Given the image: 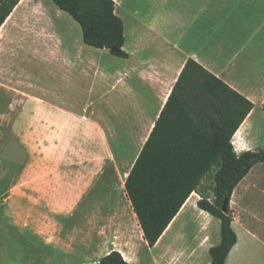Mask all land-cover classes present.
Segmentation results:
<instances>
[{"label": "crops", "instance_id": "crops-1", "mask_svg": "<svg viewBox=\"0 0 264 264\" xmlns=\"http://www.w3.org/2000/svg\"><path fill=\"white\" fill-rule=\"evenodd\" d=\"M193 2V17L183 11L151 20L136 17L128 33L121 18L128 57L113 68L102 66L86 48L90 46L62 28L63 11L48 0H21L2 25L0 90L9 96L8 111L22 100L31 102L34 108L20 109L18 117L25 123L19 124V133L34 132L38 139L43 128H29L26 121L41 116L47 122L40 126L51 134L49 155L44 153L48 147H35L33 162L20 175L26 188L18 192L19 204L4 208V223L26 246V264H100L111 252L120 253L128 264L211 262L210 249L221 242V221L198 207L200 193H192L150 247L125 186L160 119L158 128H201L173 124L170 116H162L189 60L254 105L232 144L237 155L260 150L253 132L264 119V0ZM15 52L48 65L54 84L28 83L30 75L22 68L15 74L6 60ZM57 78L77 93L64 92ZM22 142L32 155L31 144ZM230 208L238 241L225 264H262L264 162L235 188ZM78 213L82 219L76 218ZM0 264H5L1 258Z\"/></svg>", "mask_w": 264, "mask_h": 264}, {"label": "trees", "instance_id": "trees-1", "mask_svg": "<svg viewBox=\"0 0 264 264\" xmlns=\"http://www.w3.org/2000/svg\"><path fill=\"white\" fill-rule=\"evenodd\" d=\"M20 1L0 0V29ZM51 1L81 26L86 45L107 49L119 58L128 57L125 26L115 12L114 0ZM253 107L198 63L187 61L162 116H170L173 124H200L201 128H158L160 119L125 184L150 247L197 192L202 196L198 207L221 221V242L210 249L211 262L206 264L226 263L238 241L232 227L231 197L250 170L264 162V149L237 155L232 144ZM208 177L212 182L209 188L204 186ZM100 264L128 263L120 253L111 252Z\"/></svg>", "mask_w": 264, "mask_h": 264}, {"label": "rangeland", "instance_id": "rangeland-1", "mask_svg": "<svg viewBox=\"0 0 264 264\" xmlns=\"http://www.w3.org/2000/svg\"><path fill=\"white\" fill-rule=\"evenodd\" d=\"M48 1L52 7H54L56 10H59L51 0ZM116 2L118 15L124 19L126 25V33L129 31L131 20L134 21L136 17L151 20L156 19L157 17L166 16L167 14L171 15L173 12L180 14L182 11L184 16L193 17L197 7L193 0H116ZM62 14H64L66 19L63 23H60L62 28L65 31L69 29V31L72 33V37L77 40L79 38L80 43L84 45L81 26L67 13L62 12ZM126 38L129 49V34L126 35ZM86 48L95 53L96 61H98L102 66L113 68L115 66V62L120 63L121 65L124 63L122 58L114 56L109 52L106 53L103 50L90 47ZM3 59L4 57L0 55V74L2 73V65L5 61V59ZM6 60H9V64H11L15 74L20 72V68L27 70L31 77H26L28 83L38 87H50L54 84L49 66L42 64L37 60L31 61L28 54L26 55L15 52L14 54H11ZM55 80L60 84V87L64 92L69 93L72 91L71 96H74L77 93V91H74V89L71 90L70 88L65 87L63 83H60L61 80L59 78ZM95 97L96 96L93 97L92 102H94ZM22 98L24 99L23 96ZM87 100L88 97L84 99V103H86ZM8 105L9 96L0 90V258L4 260L5 264H26L28 255V252H26V246H24V243H22L19 239L18 233L15 230L10 229L8 223H4L8 221L6 218L8 215L6 207L10 205L17 206L19 204L20 197L18 192H20L21 189L24 190L26 188L23 187L24 185H21L25 182L19 179L20 175L24 168L26 166L28 167L29 163L33 162L35 157L34 154L36 152L35 147H38L39 151L42 149V145L43 147H48L44 149V153L49 155L51 134L50 128L40 126L42 121L43 125L47 122L45 118L42 120L41 116L35 118L28 116V121H26L27 127L29 128H35L33 124L37 125L36 128H43V133L39 132V140L36 138L34 132L30 134L19 133V130L23 129L19 128V124H22V122L25 123L21 116V120L18 117L20 114H22L20 109L26 105H31L28 107L34 108V105L31 102L28 103L27 101L22 100L17 103L10 112L8 111ZM33 113L34 111H29L28 115ZM38 113L40 112L38 111ZM258 122L260 127L254 128L253 137L255 138V145L259 150L264 149V119H260ZM46 125L49 127V121ZM16 135H19V139L16 137ZM22 140H26L31 144L33 152L32 155L24 146ZM35 142H37V145H35ZM114 150L116 151V154L119 153V150L115 145ZM211 185V177H208V179L205 180L204 186L209 188ZM208 195L210 196L209 201H211V192H209ZM201 197L202 196H200V198ZM193 198L197 199V196L193 195ZM35 199L36 196L33 194L30 201L32 205L34 204ZM4 208H6V210ZM262 212L264 211L262 210ZM76 218L82 219V214L78 213ZM261 262L264 264V261Z\"/></svg>", "mask_w": 264, "mask_h": 264}, {"label": "water", "instance_id": "water-1", "mask_svg": "<svg viewBox=\"0 0 264 264\" xmlns=\"http://www.w3.org/2000/svg\"><path fill=\"white\" fill-rule=\"evenodd\" d=\"M227 203H228V200L225 199L224 202H223V210L225 211L226 208H227Z\"/></svg>", "mask_w": 264, "mask_h": 264}, {"label": "built area", "instance_id": "built-area-1", "mask_svg": "<svg viewBox=\"0 0 264 264\" xmlns=\"http://www.w3.org/2000/svg\"><path fill=\"white\" fill-rule=\"evenodd\" d=\"M199 199H201V198L199 197Z\"/></svg>", "mask_w": 264, "mask_h": 264}]
</instances>
